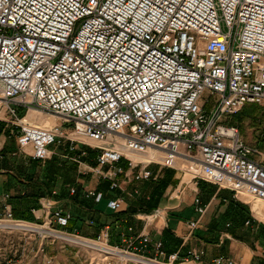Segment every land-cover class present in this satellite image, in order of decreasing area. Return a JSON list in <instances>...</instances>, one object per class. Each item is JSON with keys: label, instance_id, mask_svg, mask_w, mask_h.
<instances>
[{"label": "built area", "instance_id": "built-area-1", "mask_svg": "<svg viewBox=\"0 0 264 264\" xmlns=\"http://www.w3.org/2000/svg\"><path fill=\"white\" fill-rule=\"evenodd\" d=\"M263 104L264 0H0V123L16 131L17 148L30 149L33 161L50 160L53 147L66 145L83 178L127 193L155 180L151 165L175 169L182 160L193 182L183 210L205 214L201 183L231 192L234 203H264L261 153L229 120ZM44 114L59 116L62 125L30 119ZM184 195L179 191L181 204ZM85 196L111 214L126 206L122 196L103 191ZM129 196L138 198L139 190ZM39 203L50 225H71L73 215L58 203ZM19 222L11 195L0 192V223ZM199 225L188 222L190 231ZM116 234L122 245H111ZM73 236L129 256L124 264L205 257L198 248L168 253L127 216L102 226L95 239L79 230Z\"/></svg>", "mask_w": 264, "mask_h": 264}, {"label": "rangeland", "instance_id": "rangeland-1", "mask_svg": "<svg viewBox=\"0 0 264 264\" xmlns=\"http://www.w3.org/2000/svg\"><path fill=\"white\" fill-rule=\"evenodd\" d=\"M24 114L25 109H20L19 116L22 117ZM37 116L39 117L30 116V119L39 123L42 120L40 117L44 116L43 118L56 120V126L62 125L63 123V120L59 116L53 114ZM229 120L232 124L238 126L244 142L260 151L262 156L261 159L264 161V104L261 106H245L235 116L229 118ZM3 127L4 134L0 138V143L3 144L6 160L8 163H12L10 166L5 164V166L9 169L8 171H13L17 176L18 182L21 181L25 184L26 182H31V177L34 178L37 176L38 178V181L36 180V184L30 185L26 191L16 185L19 188L17 193L20 194L22 192L24 196L27 195L26 193L31 194V197H26L23 201H16V203H23L26 207H30L33 205V193L42 196L44 195V198H48L52 202L58 203L56 208H59L64 212L71 213L75 219V223L73 225L74 231H72V234L68 233L66 230H59L56 225H50L51 218L49 217L47 219L44 211L43 216L40 220H38V224L24 221L19 222L34 228L44 229L45 232L43 233L30 232L12 227L10 229L0 228V264H107V260H113L117 264H124L122 259L119 257L110 256L101 250L72 243L51 234H61L58 232L61 231L64 232L65 235L67 234L70 235V237H74L73 234H75L76 230H79V232L82 233L88 232L86 223L89 220H94L95 224H101L115 219L114 217L104 216L103 212L109 213L106 210L105 204L102 206L104 208L99 209V205H95L92 199L86 198L85 190L103 191L107 197H116L117 195L122 196L125 199L126 205H129V208H126L127 210L124 209L125 211H123L122 214L124 213V216L130 218L137 233L145 230V226L148 222L150 224L152 222H156L158 226L152 229L151 234L156 235L157 238H161L162 236L160 235V232H162V230L159 228H161L160 226L162 224H159V222H167V218H169L168 216L180 219L186 224H188L191 220L190 218L192 216H190V214L192 212L188 211L190 209L183 210L186 204L191 203L193 197V191L191 189L193 182L189 184L190 175L188 174V170L190 165L188 162L178 160L175 164L176 168L172 169L175 172L173 174L169 173L170 169L153 164L150 168L154 171L155 180H152L151 182L133 184L129 187L127 193H123L122 191H110L108 183H100L91 178H83L80 173L79 166L66 158V145H61L58 148L53 147L52 149L54 155L50 160L35 163L32 160V151L30 149L22 151L19 150L16 145L14 148L13 141H15L14 137L16 131L10 126ZM157 155L160 156L158 153ZM90 160L87 161L92 163ZM167 175L178 182L177 186L174 187L170 185L164 191L158 192V181ZM201 184L198 187L200 188V193L201 187H203ZM46 185L48 187H46ZM73 188H75L78 192V195L75 194V197L70 196V190ZM134 189L139 190V197L137 199L129 196V193H131ZM204 189H206V186H204ZM156 191L158 193H156ZM179 191L185 192L183 197L184 204L179 203L181 201ZM147 196L153 197V202L157 205V208L161 203L164 204V202L167 203L169 201L172 205L168 204L167 207H178L174 211H166V215L163 216V220H161L162 215L156 211L151 215H146L144 212H140L138 210L142 207L145 208L144 205L147 204L145 203V198ZM163 204L161 205L162 209H164ZM258 204L262 205L264 203H255L254 205L250 204L252 206L249 205L248 207L250 209L253 207L252 209H254V207ZM26 207L22 208L26 210ZM262 208H264V206H262ZM145 209H147V206ZM186 211L188 212L183 214ZM28 215L30 216V213L27 214V216ZM150 216H154V218H150ZM147 217H149V219ZM193 217L195 219L192 220H199L197 214L196 217L195 215ZM16 224L18 223H0V225ZM239 234L240 239L247 243L249 249L255 254L260 251L264 252V222L254 224L253 227H248L245 232H241ZM183 251L185 252L187 250ZM218 251H221L220 256L223 257L221 259H224L225 261V263L222 261V264H236L229 259L230 257H227V252L230 253V249L228 250L227 245L221 247ZM218 251L216 253L217 255H219ZM241 254L242 252L238 254V259ZM186 264L199 263L189 262ZM252 264H264V260L259 257H255Z\"/></svg>", "mask_w": 264, "mask_h": 264}, {"label": "crops", "instance_id": "crops-1", "mask_svg": "<svg viewBox=\"0 0 264 264\" xmlns=\"http://www.w3.org/2000/svg\"><path fill=\"white\" fill-rule=\"evenodd\" d=\"M3 113L4 111L0 113V118H5ZM31 117L39 116L32 115ZM43 117H40L42 120L38 123L41 126H54V124L56 123V120L54 119ZM3 130L4 127L0 130V138L4 134ZM13 142L15 148V145L17 146V144L15 141ZM0 150H3V144L1 143ZM5 164H8L10 166V164L12 163H8L4 154V157L0 159V192L9 193L12 199L18 194L17 192L19 190V184L17 176L13 171H8L9 169L7 168V166H5ZM202 185L203 187H201L200 198L201 202L207 206V209L205 214L201 218H199L200 225L197 229L190 231L188 224L184 223L180 219L168 216L169 218H167V222H159V224L163 225H161V228H159L162 230V232H160V235L162 236L161 238H157L156 235L151 234L152 229L158 226L156 222H152L151 224L148 222L145 226V230L155 238L162 240L165 250L168 253L177 251L178 249L189 250L190 248L195 247L204 250L205 257L199 264H214L215 260L223 258L220 256L221 251L219 252L218 250L226 245L228 246V250L230 249V253L226 251L227 257H230L229 259L236 264H252L255 257H259L264 260V252L260 251L255 254L252 250L249 249L247 243L240 239L239 234L241 232H245L248 227H253L254 224L264 222V208H262L264 204H258L256 207H254V209H252L253 207L250 209L248 206L250 204L254 205L255 203L248 204L246 200H243L237 202V205H235L232 201L231 192L227 190H218L216 187L205 183H202L201 186ZM204 186H206V189H204ZM16 201L17 200L14 199L12 200V204L15 208L22 210V207H26L25 204H17ZM162 204L163 203H161L156 210L157 213L159 212L162 215L161 220L164 219L163 216L166 215V211H174L178 207H167L168 204L172 205L169 201L167 203L164 202V209H162ZM102 206H104V203L100 204L98 208H104ZM36 210L37 212L33 215L36 220H40L44 212L41 209L40 203L38 204ZM188 211L192 212L190 214V216H192L190 219H195L193 216L195 215L196 217V214L194 213L193 209L190 208V210ZM188 211L184 212L183 214H186ZM103 213L102 214L104 216L111 217L109 213ZM153 217L154 216H150V218ZM111 222L112 221H107L103 223L109 224ZM217 251L219 255L216 254ZM241 252L242 254L238 259L237 256ZM222 260L223 263H225L224 259Z\"/></svg>", "mask_w": 264, "mask_h": 264}, {"label": "trees", "instance_id": "trees-1", "mask_svg": "<svg viewBox=\"0 0 264 264\" xmlns=\"http://www.w3.org/2000/svg\"><path fill=\"white\" fill-rule=\"evenodd\" d=\"M3 126H5V124L0 123V130L3 128ZM66 152H68L67 149H66ZM4 153L5 152L3 150L1 152V155L3 157H4ZM69 155H73V154H69ZM90 159L91 158H89V160ZM34 162L35 163H39L40 161H34ZM167 169H170L169 170V173L170 174L175 173L174 170H172L173 168H167ZM30 180H31V182L30 183H27L26 182V184L24 182H21V181L18 182L20 188L21 189L23 188V190L26 191V189L29 188L30 185H35L36 184V180L38 181V178H37V176L34 177V178L31 177ZM158 184L159 185H158L157 190H159L158 192H160V191H164L170 185L176 187L177 184H178V182L176 180H173L170 176L167 175L166 177L160 179L158 181ZM46 187H48V186L46 185ZM46 190H47V188H46ZM117 192H119V191H117ZM158 192L156 191V193H158ZM77 193H76V195H78ZM26 194L27 195L24 196V194L22 192L20 194L18 193L15 197L12 198V200L14 199V200H17V201L18 200L19 201L20 200L23 201L24 199H26V197H28V198L31 197V194H28V193H26ZM43 194H44V192H43ZM119 196L120 195H117L116 197H119ZM32 197H33V205L31 207H26V210H24V211L23 210H20L18 208H15L13 206V217H14V220L38 224V220L35 219V217H34V215L32 213V209H36L38 207L39 200L41 198L45 197V196L44 195L42 196V195H38L36 193H33L32 194ZM147 198H149V200H147ZM145 201H146L145 203H147V204H145L144 207L146 208V206H147V209H145V208L142 207L138 211L144 212L146 215H151L152 213H154L156 211L157 205L154 204L153 197H151V196H147L145 198ZM93 203L95 204L94 200H93ZM234 204L237 205V203H234ZM124 208H125V210H127L129 208V205H126ZM125 210L123 209V211H125ZM122 212L121 213H116V214H111L110 213L111 217H114L115 218V219L112 220L111 223L116 222V221H119L124 216V213L122 214ZM29 213H30V216L29 215L27 216V214H29ZM74 223H75V219H73V221L71 222V225L66 229V231H68V233H71L72 234V231H74L73 230L74 229V226H73ZM86 225H87L86 228H87V231L88 232H84V233L80 232V236L81 237H84V238L95 239L97 237V235L99 234L101 227L104 226V225H106V224H104V223H101V224L96 223L94 226H89V224L86 223ZM111 245H113V246L122 245L121 239H120V237H119L118 234H116L115 237L113 238V240L111 241ZM219 259H221V258H219Z\"/></svg>", "mask_w": 264, "mask_h": 264}, {"label": "bare ground", "instance_id": "bare-ground-1", "mask_svg": "<svg viewBox=\"0 0 264 264\" xmlns=\"http://www.w3.org/2000/svg\"><path fill=\"white\" fill-rule=\"evenodd\" d=\"M159 155L161 156V154H159ZM0 227H2V226L0 225ZM9 227L16 228V229H21V230H26V231H30V232H40V233L45 232L44 229L34 228V227H31L29 225L22 224V223H18L16 225H9ZM51 234L53 236H55V237L61 238L63 240H66V241H69V242H72V243L85 245V246H88V247H91V248H95V249L101 250L105 254H108L110 256L119 257L120 259H122V261H125V262H127L129 260H132L131 258H129V256H127L125 254H120L118 251L113 250V249H109V248H107V247H105L103 245H96V244H93V243H91L89 241H83V240H80V239H77V238H74V237H70V236L62 235V234H58V233H51Z\"/></svg>", "mask_w": 264, "mask_h": 264}, {"label": "water", "instance_id": "water-1", "mask_svg": "<svg viewBox=\"0 0 264 264\" xmlns=\"http://www.w3.org/2000/svg\"><path fill=\"white\" fill-rule=\"evenodd\" d=\"M222 133V131H220ZM2 227L0 228H6V229H10L11 227H9V225H1Z\"/></svg>", "mask_w": 264, "mask_h": 264}]
</instances>
